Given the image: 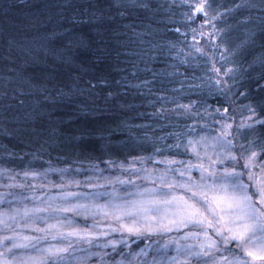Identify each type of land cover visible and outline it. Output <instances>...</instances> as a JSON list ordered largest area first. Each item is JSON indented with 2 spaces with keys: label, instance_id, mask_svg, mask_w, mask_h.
<instances>
[{
  "label": "trees",
  "instance_id": "obj_1",
  "mask_svg": "<svg viewBox=\"0 0 264 264\" xmlns=\"http://www.w3.org/2000/svg\"><path fill=\"white\" fill-rule=\"evenodd\" d=\"M202 2L211 6L207 17L196 12ZM36 20L41 28L32 26ZM65 28L82 35L88 48L73 47L57 59L37 38ZM65 44L58 39L47 47ZM256 121H264V0H0V211L44 206L62 192L80 193L72 203L89 205L106 204L113 193L131 199L137 186L152 187L147 173L158 176L168 167L160 161L197 163L188 141L201 138L205 164L223 151L217 137L233 140L234 155L257 152L251 172L260 180L264 124ZM191 175L200 178L196 169ZM244 181L255 187L248 171ZM63 217L93 237L61 241L68 251L60 264H153L178 256L173 240L197 243L182 240L183 232L112 231L111 217L91 211ZM247 245L221 241L213 259L193 257L189 264L223 257L264 264Z\"/></svg>",
  "mask_w": 264,
  "mask_h": 264
},
{
  "label": "snow or ice",
  "instance_id": "obj_2",
  "mask_svg": "<svg viewBox=\"0 0 264 264\" xmlns=\"http://www.w3.org/2000/svg\"><path fill=\"white\" fill-rule=\"evenodd\" d=\"M210 7L208 3L202 2L196 7V12L207 17V10ZM207 22L210 24L211 20ZM31 23L35 28L42 27L39 20ZM37 39L43 40L45 43L39 46L52 53L57 59H63L64 54L73 47L81 51L88 48V42L84 37L77 35L71 28L49 32ZM58 39L66 41L62 49L54 50L47 47L52 41ZM71 59V56L67 57L68 62ZM213 70L220 71L215 68ZM224 112L227 113L228 109H224ZM256 123L264 124V121H256ZM227 127L231 128V125ZM245 127H253V125L249 124ZM221 136H225V133L222 132ZM203 139L188 141V147L197 157V163L182 160L160 161V163H166L168 167L158 176L147 173L145 169L147 174L144 179L148 180L152 187L141 189L137 186L134 194H128L131 199L120 200L118 195L113 193L111 194L113 199L108 203L89 205L72 203L74 198L81 195L80 193L62 192L59 197H50V202L44 206L0 211V231L9 233L0 235V248L4 249L0 251V264H60L63 254L68 251V248L59 246L61 241L78 237L87 239L91 243L93 237L90 231L73 227V221L67 217L61 218V214L76 213L87 216L89 211L93 216L102 214L104 217H111L116 224L112 231L127 232L136 236L144 235L146 232L151 235L183 232L182 240L197 241L196 244H180L176 240L171 241L177 244L178 256L170 261L162 258L159 262L153 261V264H189V259L193 257L213 259V253L220 251L221 241L225 245L235 243L243 249L257 233L264 234V178L256 180L255 174L251 172L258 153L253 151L248 156L234 155L233 140L225 137L221 141L220 137H217L214 139L223 151L209 156L208 160L211 163L205 164L197 149V145H200ZM179 146V144L176 145V147ZM243 147L241 145V148ZM261 153H264V148L261 149ZM241 159H244L243 168L240 167ZM229 163L233 165L231 168L227 166ZM177 164H186V167H173ZM218 166H223V171ZM193 169L199 171V180L192 178ZM246 171L249 172V181L254 182L255 187L253 183L244 181ZM24 175L27 176L29 173L26 172ZM10 178L15 180V177ZM76 183L79 184V182ZM121 183L125 182L121 181ZM127 183H134V181H127ZM14 186L17 185H8V187ZM19 186L23 187V185ZM85 195H92L95 198L96 195H103V193ZM44 213L48 215L43 216ZM52 219L56 222L49 223ZM40 221H43L46 226L40 227L38 223ZM14 225L28 228L39 235L23 234ZM96 226L93 225V227ZM65 229L68 230L65 231ZM101 235L106 236L108 233H101ZM42 243L48 246L43 247ZM164 247L167 248L168 245ZM20 249H30L33 254L25 258L18 257L16 251ZM181 253L185 256L184 260L178 259ZM248 255L252 253L249 252ZM214 264H243V262L240 259L229 260L228 257H223L220 261H214Z\"/></svg>",
  "mask_w": 264,
  "mask_h": 264
},
{
  "label": "rangeland",
  "instance_id": "obj_3",
  "mask_svg": "<svg viewBox=\"0 0 264 264\" xmlns=\"http://www.w3.org/2000/svg\"><path fill=\"white\" fill-rule=\"evenodd\" d=\"M262 247H264V239L259 235L257 238L252 237V240L247 245V249H250L256 257L264 256V250H262Z\"/></svg>",
  "mask_w": 264,
  "mask_h": 264
}]
</instances>
